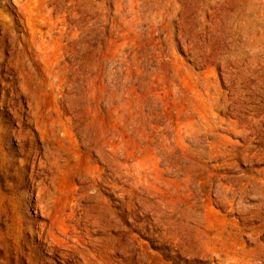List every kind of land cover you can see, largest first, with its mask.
Returning a JSON list of instances; mask_svg holds the SVG:
<instances>
[{
	"label": "rangeland",
	"instance_id": "obj_1",
	"mask_svg": "<svg viewBox=\"0 0 264 264\" xmlns=\"http://www.w3.org/2000/svg\"><path fill=\"white\" fill-rule=\"evenodd\" d=\"M23 3L0 0V264H218L203 234L264 264V61L224 0Z\"/></svg>",
	"mask_w": 264,
	"mask_h": 264
},
{
	"label": "bare ground",
	"instance_id": "obj_2",
	"mask_svg": "<svg viewBox=\"0 0 264 264\" xmlns=\"http://www.w3.org/2000/svg\"><path fill=\"white\" fill-rule=\"evenodd\" d=\"M14 1L18 4V6H19L18 8L19 9H23V5H24L23 1L24 0H14ZM217 3H219V2H217ZM224 4H225V8H226V13L229 14V15H231L232 19L234 20V22H235L234 23L235 24V29L238 32H241L243 34L244 41H245L247 47L250 49L251 53L257 54L258 55L257 58H259L262 61H264V0H224ZM21 16H23V15L21 14ZM225 43H227V42H225ZM257 58H255L256 59V63H257V60H258ZM256 67H258V66H256ZM91 151L96 154L98 160L96 162H94V164H93V162H90L87 165V167H86V172H87L88 178L92 182H94L96 184H99V182H102L104 179H103V171L100 169V167L97 165V163L105 164L107 167H109V169H111V144L107 141L106 138H103L102 139V142H100V143L91 142ZM115 164H117L119 166H123V168L125 170L128 169L127 166H124L121 162H117V163L115 162ZM45 197L47 199L49 198V191L45 187L44 188L43 187L42 188H39L38 191H37L36 198L38 199V198H45ZM89 199H90V197H89ZM263 199H264V193H263ZM42 208H43V206H42ZM87 211H89V210H87ZM104 211H105L104 209H99L97 211V215L94 217V219H95V221L97 223H100L103 219H105V221H107ZM231 211H233V207L231 208ZM233 228L235 230H237L238 232H240V230H241L238 223L233 224ZM61 235L62 236L64 235L63 232H61V231H60V234L59 235H56L55 233H53V235L51 234V239H50L51 244L57 245V246H65V247L70 248V249H75V247L68 246L67 245V241H66L67 239L62 238ZM203 237H204L205 240H203L204 242H201V246L206 247L208 249V254L211 257L210 260H215L214 258H217L218 259V264H228V262H227L228 261V258H225V260L223 259V255L224 254L228 257V255L225 253V248H224L225 245H224L223 239L220 238V237H216L215 240L219 242V243H216V242H213L214 239L212 237L210 239H208L204 234H203ZM110 249L108 248V250H110ZM186 250L187 251H190V248L189 247H186ZM61 256L62 257H66V256H68V254L67 253H64V254H61ZM79 257H80V259L82 261V264H102V261H103L101 259V253H100V251L98 253H96V254H92V251L91 252H87V251H82L81 250V251H79ZM102 258H104V257H102ZM106 260H108V258ZM240 262H241V259L235 260V258L232 261L233 264H240Z\"/></svg>",
	"mask_w": 264,
	"mask_h": 264
}]
</instances>
